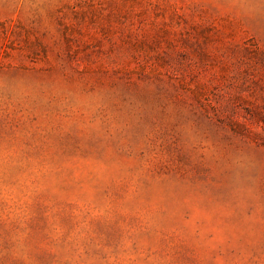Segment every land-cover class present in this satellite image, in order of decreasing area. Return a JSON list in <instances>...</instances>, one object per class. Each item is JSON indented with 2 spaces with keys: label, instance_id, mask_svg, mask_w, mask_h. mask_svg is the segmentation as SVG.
<instances>
[{
  "label": "rangeland",
  "instance_id": "rangeland-1",
  "mask_svg": "<svg viewBox=\"0 0 264 264\" xmlns=\"http://www.w3.org/2000/svg\"><path fill=\"white\" fill-rule=\"evenodd\" d=\"M0 264H264V0H0Z\"/></svg>",
  "mask_w": 264,
  "mask_h": 264
}]
</instances>
